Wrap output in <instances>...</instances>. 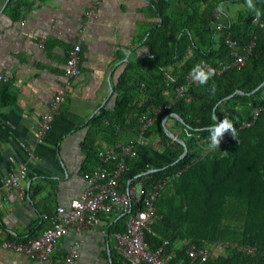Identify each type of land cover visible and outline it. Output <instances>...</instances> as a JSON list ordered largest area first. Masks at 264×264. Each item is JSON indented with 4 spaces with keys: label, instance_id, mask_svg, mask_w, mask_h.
Returning a JSON list of instances; mask_svg holds the SVG:
<instances>
[{
    "label": "trees",
    "instance_id": "1",
    "mask_svg": "<svg viewBox=\"0 0 264 264\" xmlns=\"http://www.w3.org/2000/svg\"><path fill=\"white\" fill-rule=\"evenodd\" d=\"M147 1L146 15L156 19L150 23L146 39L152 55L131 60L122 77L127 101L137 109L133 138L140 132L142 116L151 113L150 106L172 101L176 87L185 83L196 64L203 62L207 67L222 69L220 73L214 71L205 85H189L172 108L147 130L146 139L159 131L160 148L141 143L135 148L136 157L127 158L128 168L121 182L127 186L130 180L132 184L144 180L143 196L158 180L173 177L156 202L159 217L145 234L148 245L156 250L167 240L166 251L173 256L171 264H264V125L256 129L264 122V31L254 22L255 13L248 9L246 0ZM253 2L261 12L259 18L264 20V0ZM221 3H239L245 9L236 19L225 9L217 18V5ZM20 7L18 0L11 11L14 18L20 17ZM218 23H223L222 29L217 28ZM228 37L238 42L241 54H247L245 48L255 41L241 66L232 64ZM179 60L184 62L178 65ZM166 68L172 69L177 80L171 85L165 80ZM143 84L147 100L141 103L138 94ZM256 109L261 110L255 122L241 127L253 118ZM172 113L183 120L177 119L174 127L177 139L163 127L164 118ZM110 114L103 109L101 118H108L109 127L122 129L121 116ZM213 115L217 122L227 117L238 129L225 155L199 142L210 136L207 129L216 123ZM114 124L120 127L116 129ZM100 150L96 153L98 159ZM101 164L99 159L98 166ZM172 185H177V195L164 197ZM177 198L179 202L174 204ZM226 241L247 243L257 251L246 254L227 247L224 253L211 254L206 261L191 257L187 251L193 244L213 251ZM115 255L113 264H126L117 252Z\"/></svg>",
    "mask_w": 264,
    "mask_h": 264
},
{
    "label": "crops",
    "instance_id": "2",
    "mask_svg": "<svg viewBox=\"0 0 264 264\" xmlns=\"http://www.w3.org/2000/svg\"><path fill=\"white\" fill-rule=\"evenodd\" d=\"M16 1L0 0V73L10 75L0 84V183L23 162L29 172L24 194L15 190L0 196L1 239L39 235L50 225L45 214L70 206L86 189L84 174L98 167L97 151L136 135L137 109L127 101L122 77L131 60L152 55L146 39L156 20L146 15L147 0H100L91 17L86 12L96 0H19L21 14L14 18ZM224 9L236 19L245 8L237 3L224 4ZM79 38L82 73L73 79L61 113L39 143L32 125L49 112L55 88L64 81L68 51ZM103 109L119 114L123 128L109 127L108 118H101ZM177 115L164 118L166 132L175 134ZM145 143L160 148L159 131ZM27 150L33 151V160ZM133 186L140 192L139 183ZM125 225L118 211L103 214L94 228L64 235L55 254L62 257L75 249L82 264H113L114 234ZM211 252L218 256L224 249ZM0 264L44 263L0 246Z\"/></svg>",
    "mask_w": 264,
    "mask_h": 264
},
{
    "label": "built area",
    "instance_id": "3",
    "mask_svg": "<svg viewBox=\"0 0 264 264\" xmlns=\"http://www.w3.org/2000/svg\"><path fill=\"white\" fill-rule=\"evenodd\" d=\"M100 0H96V4L87 12L88 17L93 16L97 4ZM217 18L221 17V13L216 11ZM254 22L260 24L264 31V20L259 17L254 18ZM223 23H218L217 28L222 29ZM226 42L231 48L234 56L232 62L235 66H241L247 59V55L252 52L255 41H252L245 49L247 54H241L238 51L239 44L233 38H227ZM82 39L79 38L68 51L64 81L55 88L54 99L51 102L48 113L32 125L35 132L36 141L41 143L45 140L47 134L52 128L55 118L62 111V103L65 100L68 90L72 87L73 79L82 73L81 63ZM211 68L220 73L221 68ZM165 80L168 85L175 83L176 77L172 73L171 68L164 70ZM10 80L9 74L0 73V84ZM196 83L191 76L186 77L185 83L179 85L175 89V98L172 101L161 105L152 104L150 106L151 113L144 114L141 118V128L138 136L126 143H117L114 146L103 148L99 151V159L101 165L84 174L88 184L83 193L72 201L70 206L59 205L51 214H45L44 217L50 222L39 235L27 239L22 238H0V246L23 253L30 259L44 264H82L79 260L78 252L71 249L62 257H57L55 252L59 240L67 233L74 231L81 233L86 229H91L100 223L103 214L118 211L126 217L125 230L116 232L115 250L123 258L126 264H171L173 258L171 253L166 251L168 241L166 240L162 246L156 250L150 249L145 234L150 230L151 225L155 222L159 215L157 212L156 202L162 195L165 188L171 182L173 177L160 179L152 184L151 189L143 196L144 180L137 183L140 185V192L133 184L129 183L125 186L121 182L122 175L128 168L127 158H134L137 155L136 146L145 143V134L155 122L168 110L172 108L175 100L183 96L186 88ZM138 99L141 103L147 100L145 85L143 84ZM261 109H256L251 120L243 122L241 127L251 126L259 116ZM238 129L235 128V134ZM233 134L231 131L224 134L218 148L221 155L227 153V145ZM177 139V135L173 136ZM206 149L210 143V136L199 141ZM30 160L35 157L32 150H27ZM113 164V165H111ZM29 168L27 163H21L16 169L10 170L0 183V196L4 193L11 194L15 190H19L20 194H24L23 183L28 176ZM182 171L176 174L179 175ZM221 248L232 247L246 254H254L257 251L255 246L238 241H226L220 244ZM188 254L193 258H199L206 261L212 254L207 247H198L193 244L187 249Z\"/></svg>",
    "mask_w": 264,
    "mask_h": 264
},
{
    "label": "clouds",
    "instance_id": "4",
    "mask_svg": "<svg viewBox=\"0 0 264 264\" xmlns=\"http://www.w3.org/2000/svg\"><path fill=\"white\" fill-rule=\"evenodd\" d=\"M246 5L248 9L252 10L255 13L256 17L261 15L260 10L256 9L253 0H246ZM218 11H224V5L218 4L217 5ZM189 75L191 76L192 80L196 82L198 85H205L209 81V79L214 75V70L208 68L205 64L198 63L196 64L190 71ZM212 92H215V88H212ZM212 119L216 121L212 126H210L207 131L210 134V143L208 147L210 149L218 148L221 143V139L223 138L226 132L231 131L233 136L235 137V128L232 122L225 117L221 122H217V117L213 115Z\"/></svg>",
    "mask_w": 264,
    "mask_h": 264
},
{
    "label": "rangeland",
    "instance_id": "5",
    "mask_svg": "<svg viewBox=\"0 0 264 264\" xmlns=\"http://www.w3.org/2000/svg\"><path fill=\"white\" fill-rule=\"evenodd\" d=\"M263 125H264V122L261 121L260 124L256 126V129L257 128L261 129L263 127ZM176 191H177V185H172L171 187L168 188L164 197L171 199V197L176 193ZM175 195H177V194H175ZM167 198H166V200H167ZM178 198H179V196H178ZM178 198L174 201V204H178V202H179Z\"/></svg>",
    "mask_w": 264,
    "mask_h": 264
},
{
    "label": "water",
    "instance_id": "6",
    "mask_svg": "<svg viewBox=\"0 0 264 264\" xmlns=\"http://www.w3.org/2000/svg\"><path fill=\"white\" fill-rule=\"evenodd\" d=\"M177 116H178V115H177ZM179 119L182 120L181 117H179ZM182 121H183V120H182ZM166 130H167V128H166ZM167 133H168L170 136H172V137L175 135L173 132L168 131V130H167ZM186 152H187V149H185L184 154H185Z\"/></svg>",
    "mask_w": 264,
    "mask_h": 264
}]
</instances>
